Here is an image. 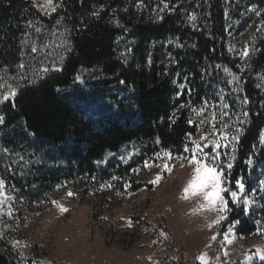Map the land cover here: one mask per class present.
Returning <instances> with one entry per match:
<instances>
[{"label": "trees", "instance_id": "trees-1", "mask_svg": "<svg viewBox=\"0 0 264 264\" xmlns=\"http://www.w3.org/2000/svg\"><path fill=\"white\" fill-rule=\"evenodd\" d=\"M135 1L63 0V7L45 15L32 6L31 0H0V74L4 79L16 77L20 82L15 107L11 100L0 105V115L5 118L4 124H0V177L6 181L7 189L17 191L18 198L29 202L48 199L47 192L59 182V173L40 166L45 159H60L66 174L78 168L82 174L97 176L112 167L111 162L102 166L97 161L132 144L140 145L144 153L150 149L152 153L170 150L174 155L185 154L183 145L188 143L185 134L195 135L197 127L194 123H187L190 118L185 109L177 112L175 123L168 119L185 99L176 94L178 89L174 86L172 74L159 64V49L153 47L166 34L179 33L193 38L197 49L190 48L187 52L193 59L198 57L203 62L218 59L230 70L239 71L227 51L229 18L235 15L242 23L248 19L239 17V7H231L229 0L227 3L226 0H212L205 4L204 8H210L207 12L210 25L202 30L187 26V18L178 12L164 16L160 22L139 23L133 11ZM167 1L171 7H181L194 0ZM57 2L59 4L61 0ZM251 2L264 15V0ZM101 5L103 10H100ZM94 11H98V19L92 16ZM61 17L63 20L57 25L56 21ZM28 21L32 22L31 26ZM36 28L41 31L37 32ZM65 39L71 44L67 52L63 47H56ZM33 45L37 47L36 52L31 51ZM61 55L64 56L63 71H49L43 75L42 69L51 67L53 62L56 67H61ZM263 55L261 52L257 56L259 60ZM149 56L151 65L147 63ZM20 63L24 64L23 69L17 67ZM252 63L256 67V57ZM34 73L40 79L36 84L28 83ZM77 75L82 83L77 81ZM21 76L23 80L18 79ZM102 76L116 79V86L120 85L119 79L125 80L126 84L121 88L128 96L122 102L110 101L113 96H107L104 87L110 80L107 78L106 82L99 84ZM246 78L244 92L252 104L245 108H251L252 122L245 125L241 136L230 176L233 184L239 176L246 180L256 173L255 168L245 163L253 152L257 160L255 167L264 163V145L259 143L264 118L254 115L259 110L257 104L264 101L263 90L255 87L253 76L246 75ZM99 99L107 102L96 107ZM87 114L93 119L88 120ZM16 157L33 161L27 176L12 173ZM139 161L142 162L143 158ZM136 165L131 163L127 169ZM143 187L153 189L152 184L146 183L131 189ZM229 207L232 210L223 222L220 236L235 220L240 221L235 226L238 236H250L256 231L250 216L231 201ZM2 247L0 264H17L10 249Z\"/></svg>", "mask_w": 264, "mask_h": 264}, {"label": "rangeland", "instance_id": "rangeland-1", "mask_svg": "<svg viewBox=\"0 0 264 264\" xmlns=\"http://www.w3.org/2000/svg\"><path fill=\"white\" fill-rule=\"evenodd\" d=\"M31 1L33 3V0ZM57 1L54 0L58 4ZM229 1L231 7H239L237 12L239 17L248 19L242 23L235 15L229 18L231 27L228 32L227 51L229 58L234 60L235 67L239 70H230V72L240 78L243 89L247 81L246 75L253 76L256 80L255 87L261 88L264 95V81L258 75L264 72V55L261 60L257 57L264 52V30L256 31L264 15L260 9L252 5L251 0ZM38 2L42 3L43 0ZM165 2L172 8L167 0L148 2L136 0L133 10L136 21L155 23L150 18L153 16V9L162 7ZM210 2L212 0H194L186 6H175L176 11L165 10L164 16L178 12L187 18L195 12L196 26L193 27L188 19L186 25L193 30H202L210 25V16L207 13L210 8L209 6L206 7L207 9L204 8L205 4ZM138 6L144 10H140ZM253 7L261 15L257 16L251 12L250 9ZM177 37L178 41H176ZM170 40L176 42L169 43ZM178 44H183L184 47L181 48ZM246 44L250 46V55L242 57L240 51ZM153 47L159 49V64L168 71L167 73L172 74L173 80L176 81L174 86L178 91L179 84L184 83L183 78L188 77L187 86L193 91L190 95L187 91L179 95L180 98L185 99L184 103L190 102L191 106L199 107L204 98L215 100L217 99L215 93L222 91L224 98L239 110L238 94L232 91L233 84L228 83L231 74L223 70L225 67L230 68L218 59L210 62L200 61L198 57L193 59L187 53L190 48L197 49L193 38L179 33L166 34ZM255 57L258 63L256 67L252 63ZM171 58L178 63H171ZM217 65L221 67H216ZM107 78L110 81L104 87L107 89V96H113L110 101L122 102L128 93L122 91V84L116 86V79L114 81L112 77L102 76L98 83L106 82ZM4 80L13 86L20 84L16 79ZM93 80L97 79L93 78ZM77 81L82 83L81 80ZM105 102L107 100H96L95 106H101ZM185 110L188 111L190 119H199L190 110ZM208 115L209 112L204 113V116ZM86 118L92 120L93 116L87 114ZM195 125L197 132L192 138L198 140L208 129L205 126ZM188 144L189 147L192 146L191 141H188ZM141 150L140 145L132 144L115 155H107L103 159L106 162L101 165L105 166L111 162L112 167L107 172L101 171L94 176L96 179H92L93 176L87 173L82 174L78 168L66 174L60 159H45L46 162H40V166L44 165L46 169L56 170L59 173V182L47 192L46 201L29 202L24 198H18L16 190H9L6 187V193L14 195L16 199L12 202L14 215L10 217L5 214L0 217L2 224L9 225L5 229L4 238L8 241L20 240L30 245L23 249L25 255L18 264H23V261L31 264L33 260L41 261L43 264H201L196 259L197 256L202 252L208 253L213 244L218 245L217 248L221 247L223 235L220 236V229L224 221L212 224L217 216L215 211L202 209L193 213V209L198 208L202 203L199 198H181L183 188L191 179L192 166L185 160L175 158L179 155L172 154L171 160L167 157L157 159L152 150L148 149L145 153ZM209 150L210 146L205 149V151ZM132 153L135 154L127 163L120 159L122 155L127 156ZM140 158H143L142 162L139 161ZM145 160L149 161V167L143 166ZM254 161L257 162L256 159ZM131 163L137 164L133 168H138V172L134 173L133 168L127 169ZM165 163L169 164L171 172L163 167ZM32 166L31 159L16 157L11 169L12 173L22 177L27 176ZM251 167L255 168L256 173L251 179H246L245 183L246 194L254 203L245 214L250 216V222L256 225V231L250 236H238L234 228V239L232 233H229L232 243L223 241L227 244L228 255L221 260L222 264H245L246 255L253 256L249 264H264V261L255 255L259 249H264V190L258 187L259 181L264 180V163H259L258 167L255 165ZM158 174L161 176L160 181L151 183ZM113 176L119 179L113 180ZM107 182H111L112 187L104 186ZM126 183L127 187H125ZM140 183L152 184L153 189L146 187L140 190L131 189ZM250 189L255 191L252 192ZM69 191L73 195H68ZM52 201H58L68 211L61 212ZM214 235L216 239L212 240ZM211 263L214 264L212 261Z\"/></svg>", "mask_w": 264, "mask_h": 264}, {"label": "snow or ice", "instance_id": "snow-or-ice-1", "mask_svg": "<svg viewBox=\"0 0 264 264\" xmlns=\"http://www.w3.org/2000/svg\"><path fill=\"white\" fill-rule=\"evenodd\" d=\"M33 7L39 9L45 15H51L53 12H56L58 8L63 7V0L59 4L55 3L54 0H43L42 3L38 2V0H33ZM140 10H144L140 6H138ZM100 10H103V5L100 6ZM165 10L168 12L176 11L175 7L170 8L169 4L165 2L162 7L158 9H153V16L150 17L154 20V22H160L164 20ZM251 12L255 13L257 16L261 15V13L255 8L250 9ZM92 16L95 18H99L98 11H94ZM188 21L192 23V26H196L197 15L195 12L191 13L187 17ZM63 17L56 21L57 25L61 23ZM119 24V21H115ZM28 25L31 26L32 22L28 21ZM264 30V19L261 20L260 25L256 28V31ZM36 31H41L40 28H36ZM62 37L63 33L60 34ZM178 37L176 41H178ZM176 41L170 40L169 43H174ZM179 47H184L183 44H178ZM56 47H63L64 51L67 52L71 48V44L65 39L62 44L56 45ZM231 50V49H230ZM32 52L37 51V47L35 45L31 48ZM240 55L242 57H248L250 55V46L246 44L244 48L241 49ZM63 62L64 56H60V65L61 67H56L55 62L51 65V67H44L42 69V74L46 75L49 71H63ZM171 63H178L174 58L170 59ZM125 63H127V59H125ZM147 63L151 65L152 59L151 56L148 57ZM19 69L24 68V64L20 63L17 65ZM216 67H221L217 65ZM224 72L231 74V80L228 83L233 84L232 91L237 95V100L239 102V110L234 106V104H230L223 95L222 91H217L215 93L217 99L210 101L207 98H204L199 107H193L189 103H182L176 108L172 114L168 117L171 123H175L178 119L177 112H180L183 109H188L192 113L195 114L199 119H189L187 123L189 124H198L200 126H205L208 130L204 132L200 138L193 139L191 133L185 134V139L187 141H191V147H189L188 143H184L183 151L184 153H190V155H179L175 157L176 159L185 160L188 164L192 166V175L191 179L187 182L186 186L183 188L181 193L182 199H189L193 197L199 198L202 203H200L198 208L193 209V213L200 211L202 209H207L210 211H215L217 213L216 218L212 221V224H219L221 221H225L228 219L227 213L232 209L229 207V201L232 204L240 207L241 212H245L254 201L246 194V183L245 177L239 176L235 179L234 185L235 189L233 190L232 184L233 181L230 179L231 171L235 165L237 159L238 146L240 144L241 136L245 131V125L252 122L251 116V108L245 109L244 106H250L252 104L249 96L244 92L243 87L241 86L240 78L235 74L231 73L230 69L224 68ZM260 79L264 81V72L258 73ZM12 79H17L13 77ZM18 79L23 80L24 77H18ZM40 79L39 75L34 73L33 78L28 81V83L36 84ZM76 79H81L79 75H77ZM184 83L179 84V91L176 93L178 96L183 95L185 91L190 95L193 91L192 88L188 87V77L185 76ZM119 84H126V81L123 79L118 80ZM176 83V81H173ZM19 85L13 86L12 84H7L4 80V76L0 74V103L5 101H12V106L15 107V98L18 94ZM259 87V85H258ZM6 88V90H5ZM58 91L60 89H57ZM134 90V89H130ZM257 109L254 113L255 116H259L264 118V103L257 104ZM205 112H209L208 116H204ZM5 118L3 115H0V124H4ZM161 122H163V118H161ZM159 143V138L156 140ZM259 143L264 145V129H261L259 132ZM210 146L209 151H205ZM255 147V146H254ZM4 152H7L8 149H3ZM135 153L129 154L127 156L122 155L120 159L125 163L128 162L129 159L132 158V155ZM108 155H115L114 153H109ZM157 159L162 157H167L169 160L173 159L172 152L170 150H162L161 152H157L154 154ZM256 153L253 152L248 158L245 160V163L249 166H253L255 161ZM22 159V157H21ZM106 161L100 160L96 163H105ZM144 167H149V161H144ZM163 167L171 172V167L168 163H165ZM132 171L138 172V168H133ZM92 179H96V177H92ZM113 180L119 179V177H112ZM161 179V176L158 174L151 183H158ZM104 186L112 187L111 182H107ZM128 184H125L127 187ZM258 187L261 190H264V180H260ZM6 181L3 178H0V217H3L5 214L8 216L14 215L13 201L16 199L14 195H8L5 191ZM250 191L254 192L255 189H250ZM68 195H73L71 191H69ZM52 203L56 204L57 207L60 208L61 212L68 211L67 208L63 207L58 201H52ZM240 223L239 220H235L231 222L228 226L227 232L223 233V241H227L228 243H232V239L229 238V233H232V238H235V234L233 233V229L236 225ZM209 225V227L212 226ZM129 226H131V222H129ZM9 225H4L0 222V239H3L6 235L5 229L8 228ZM163 235V233H161ZM219 235V233H217ZM212 240L216 239V235H214ZM223 241L221 243H223ZM9 243L19 249L18 255L23 257L25 255L23 249L30 247L27 242H22L20 240H10ZM225 256L228 255L227 251L223 253ZM255 255L259 256L261 261H264V249H259ZM151 259V257H149ZM201 264H211V258L208 256L207 252H202L199 256L196 257ZM253 259L252 255L245 256V264H249ZM23 264H27V261H23ZM31 264H43L41 261L33 260ZM216 264H219V257H216Z\"/></svg>", "mask_w": 264, "mask_h": 264}, {"label": "crops", "instance_id": "crops-1", "mask_svg": "<svg viewBox=\"0 0 264 264\" xmlns=\"http://www.w3.org/2000/svg\"><path fill=\"white\" fill-rule=\"evenodd\" d=\"M218 245L213 244V247L209 248L208 256L211 258V261L216 264V257H219V264H222V259L226 258V256L223 254L224 251H227L226 249L227 244L223 242V245L219 248H217ZM212 264V263H211Z\"/></svg>", "mask_w": 264, "mask_h": 264}, {"label": "built area", "instance_id": "built-area-1", "mask_svg": "<svg viewBox=\"0 0 264 264\" xmlns=\"http://www.w3.org/2000/svg\"><path fill=\"white\" fill-rule=\"evenodd\" d=\"M0 246L2 247H7L10 249L11 252V257L14 259V261L18 264L19 261H21V256L18 255L19 249H17L16 247H14L13 245H11L9 243V241L5 238L0 239ZM2 247V248H3Z\"/></svg>", "mask_w": 264, "mask_h": 264}]
</instances>
